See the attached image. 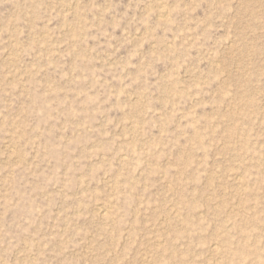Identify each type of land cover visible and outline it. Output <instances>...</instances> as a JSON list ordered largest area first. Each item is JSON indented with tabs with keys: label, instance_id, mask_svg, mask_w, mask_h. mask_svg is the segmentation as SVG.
Masks as SVG:
<instances>
[{
	"label": "rangeland",
	"instance_id": "1",
	"mask_svg": "<svg viewBox=\"0 0 264 264\" xmlns=\"http://www.w3.org/2000/svg\"><path fill=\"white\" fill-rule=\"evenodd\" d=\"M242 246L264 0H0V264H264Z\"/></svg>",
	"mask_w": 264,
	"mask_h": 264
},
{
	"label": "bare ground",
	"instance_id": "2",
	"mask_svg": "<svg viewBox=\"0 0 264 264\" xmlns=\"http://www.w3.org/2000/svg\"><path fill=\"white\" fill-rule=\"evenodd\" d=\"M160 16H161V14H160ZM132 144H133V142H132ZM102 212H103V210H102ZM102 214H104V212ZM230 243L231 242H229V240H222L221 244L214 243L212 246H210L209 249L212 251L213 254H219V253H221L223 246H225L231 250L232 248H230ZM258 252H264V248L254 247V249H250V248H247L246 246H242V247H239L235 250H232V254H234L235 257H239V258H244L245 256H247L249 254L257 255Z\"/></svg>",
	"mask_w": 264,
	"mask_h": 264
}]
</instances>
